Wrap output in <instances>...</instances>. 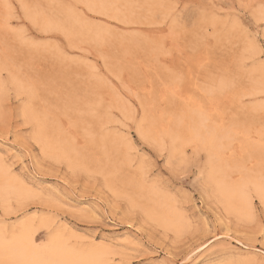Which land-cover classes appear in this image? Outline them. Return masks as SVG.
Listing matches in <instances>:
<instances>
[{"label":"rangeland","instance_id":"rangeland-1","mask_svg":"<svg viewBox=\"0 0 264 264\" xmlns=\"http://www.w3.org/2000/svg\"><path fill=\"white\" fill-rule=\"evenodd\" d=\"M261 4L0 0V236L264 264Z\"/></svg>","mask_w":264,"mask_h":264},{"label":"bare ground","instance_id":"bare-ground-1","mask_svg":"<svg viewBox=\"0 0 264 264\" xmlns=\"http://www.w3.org/2000/svg\"><path fill=\"white\" fill-rule=\"evenodd\" d=\"M209 143L212 146L211 144L214 143V140L210 139ZM228 188L224 193L226 192L225 196L227 195L226 197L229 201H235L240 198L242 193L240 188ZM220 189L222 191V187ZM260 192L264 198V189L260 190ZM36 240L37 237L34 235V231L29 229H23L20 233L12 235L8 239L0 236V264H105V261L99 257L100 254L97 255L94 250L88 252L85 250V254L78 253L80 251L75 252V250L67 249L63 245L64 243L61 242L62 240L60 241L57 238H51L48 244L37 248Z\"/></svg>","mask_w":264,"mask_h":264},{"label":"snow or ice","instance_id":"snow-or-ice-1","mask_svg":"<svg viewBox=\"0 0 264 264\" xmlns=\"http://www.w3.org/2000/svg\"><path fill=\"white\" fill-rule=\"evenodd\" d=\"M241 8L248 7V5L241 4ZM257 27L259 29H264V4H261L258 11V20H257ZM251 43L253 46H255V40H251ZM262 59H264V56H262ZM4 158L0 157V160H3ZM11 171V169H9Z\"/></svg>","mask_w":264,"mask_h":264}]
</instances>
